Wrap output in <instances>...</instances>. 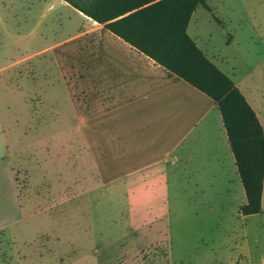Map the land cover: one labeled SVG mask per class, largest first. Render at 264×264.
<instances>
[{
    "label": "rangeland",
    "instance_id": "obj_1",
    "mask_svg": "<svg viewBox=\"0 0 264 264\" xmlns=\"http://www.w3.org/2000/svg\"><path fill=\"white\" fill-rule=\"evenodd\" d=\"M60 1L0 0V264H264V209L241 218L231 206L221 216L186 177L169 179L168 234L143 243L134 234L128 245V228L117 227L125 213L99 193L83 209L34 214L64 172L52 143L68 140L73 154L91 132L77 107L90 112L101 29ZM216 10L222 23L199 7L197 41L254 96L264 124V0H223ZM132 245L145 246L124 258Z\"/></svg>",
    "mask_w": 264,
    "mask_h": 264
},
{
    "label": "crops",
    "instance_id": "obj_2",
    "mask_svg": "<svg viewBox=\"0 0 264 264\" xmlns=\"http://www.w3.org/2000/svg\"><path fill=\"white\" fill-rule=\"evenodd\" d=\"M219 1L223 0H205L209 10L198 6L193 11L187 34L228 76L223 61L209 51L207 44L198 43L194 26L195 17L201 16L196 14L199 7L222 23L216 10ZM78 14L101 29L91 58L90 112L87 107H77L78 124L87 128L90 123L91 132L79 135L73 154L68 149V140L52 143L59 152L58 161L64 172L50 185L44 211L36 210L34 214L51 217L58 213L59 207L65 213L69 208L83 209L91 203L90 193H99L108 205L125 213L117 227L128 228V245L134 234V242L143 243L148 236L168 234L169 179L186 177L194 198L206 208L218 207L221 216H225V209L232 206L234 216L247 217L239 211L245 203V194L214 101L101 24L81 12ZM232 82L264 130L254 96L239 81ZM235 196L237 202L232 205ZM263 209L264 179L261 212ZM144 246L125 248L128 254L124 258Z\"/></svg>",
    "mask_w": 264,
    "mask_h": 264
},
{
    "label": "trees",
    "instance_id": "obj_3",
    "mask_svg": "<svg viewBox=\"0 0 264 264\" xmlns=\"http://www.w3.org/2000/svg\"><path fill=\"white\" fill-rule=\"evenodd\" d=\"M210 97L220 112L244 190L243 216L261 212L264 130L232 80L197 47L187 25L205 0H63Z\"/></svg>",
    "mask_w": 264,
    "mask_h": 264
}]
</instances>
